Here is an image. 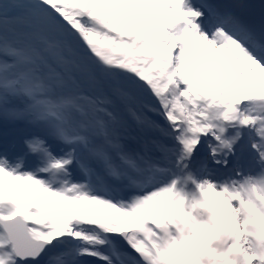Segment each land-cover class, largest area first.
Returning a JSON list of instances; mask_svg holds the SVG:
<instances>
[{
	"label": "snow or ice",
	"instance_id": "obj_1",
	"mask_svg": "<svg viewBox=\"0 0 264 264\" xmlns=\"http://www.w3.org/2000/svg\"><path fill=\"white\" fill-rule=\"evenodd\" d=\"M0 264H264V0H0Z\"/></svg>",
	"mask_w": 264,
	"mask_h": 264
}]
</instances>
